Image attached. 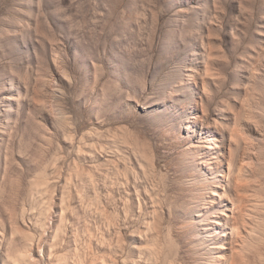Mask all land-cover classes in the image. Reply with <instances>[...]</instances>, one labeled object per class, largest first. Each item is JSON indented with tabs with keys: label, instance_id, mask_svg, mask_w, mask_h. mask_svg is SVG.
Masks as SVG:
<instances>
[{
	"label": "rangeland",
	"instance_id": "1",
	"mask_svg": "<svg viewBox=\"0 0 264 264\" xmlns=\"http://www.w3.org/2000/svg\"><path fill=\"white\" fill-rule=\"evenodd\" d=\"M0 264H264V0H0Z\"/></svg>",
	"mask_w": 264,
	"mask_h": 264
},
{
	"label": "bare ground",
	"instance_id": "2",
	"mask_svg": "<svg viewBox=\"0 0 264 264\" xmlns=\"http://www.w3.org/2000/svg\"><path fill=\"white\" fill-rule=\"evenodd\" d=\"M247 220H250L249 218Z\"/></svg>",
	"mask_w": 264,
	"mask_h": 264
}]
</instances>
